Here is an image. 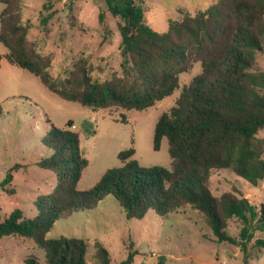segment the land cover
Wrapping results in <instances>:
<instances>
[{
    "label": "trees",
    "instance_id": "trees-1",
    "mask_svg": "<svg viewBox=\"0 0 264 264\" xmlns=\"http://www.w3.org/2000/svg\"><path fill=\"white\" fill-rule=\"evenodd\" d=\"M46 0L40 14L42 26L55 15ZM110 14L122 19L121 75L109 80L91 77L88 60L80 58L65 76L52 72L53 58L30 47L31 25L24 21L23 0H0V43L6 61L36 76L59 98L92 110L112 107L143 111L171 97L180 87L179 77L201 64V72L184 85L175 105L159 117L153 149L168 142L170 168L144 167L134 159L133 147L118 154L120 166L107 170L89 190H78L88 160L73 122L64 129L51 124L43 143L52 149L40 166L56 175L57 187L36 204L37 216L28 219L14 210L0 217V238L32 239L44 250L45 264H111V256L99 242L59 237L47 233L60 220L91 211L107 197L123 208L127 219L142 220L148 214L165 219L187 207L200 212L217 242L237 245L249 264L248 244L256 232H264V204H252L242 191L232 188L216 197L211 188L215 172L228 170L252 186L264 181V70H257L264 56V0H218L206 10L179 11L168 30L158 33L147 25L142 0H104ZM100 24L104 15L99 14ZM3 56L0 55V68ZM3 110L0 107V116ZM9 181L6 182L8 184ZM14 194V190H6ZM238 219L240 238L227 232ZM253 247L264 250V240ZM119 264H133L137 251ZM24 264H40L29 256ZM158 264H166L159 259Z\"/></svg>",
    "mask_w": 264,
    "mask_h": 264
},
{
    "label": "rangeland",
    "instance_id": "rangeland-1",
    "mask_svg": "<svg viewBox=\"0 0 264 264\" xmlns=\"http://www.w3.org/2000/svg\"><path fill=\"white\" fill-rule=\"evenodd\" d=\"M23 17L31 25L29 46L53 58L52 72L65 76L80 58L88 60L91 77L109 80L121 75V34L118 24L123 21L108 11L104 0H56L55 15L46 26L40 14L46 0H23ZM4 5L0 4V12ZM104 15L100 24L99 14ZM180 16H178L179 18ZM166 25V24H165ZM160 26V24H159ZM152 28L160 29L152 24ZM159 32L160 31H156ZM163 31L162 33H164ZM6 48L0 43V55ZM257 70H264V56L257 58ZM201 72L196 63L190 72L180 75L179 89L169 98L143 110H124L112 107L92 110L63 100L47 90L40 80L28 71L4 60L0 68V217L3 220L14 210L33 219L36 204L57 187L56 175L40 166L53 151L43 143L51 121L59 129L71 121L80 136V146L89 164L83 171L78 190L91 189L109 169L120 166L119 152L133 147L134 159L141 166L170 168L168 142L163 139L159 151L153 149L155 125L162 113L175 105L181 89ZM264 140V129L258 133ZM9 181L8 184L6 182ZM210 188L220 197L232 188L248 194L252 204H264V181L252 186L228 170L214 173ZM14 190L9 194L6 190ZM241 222L233 218L227 232L240 238ZM48 239L59 237L82 238L99 242L108 250L111 264H119L128 256L131 245L137 251L133 264H244V253L237 245L219 243L202 214L190 207L165 219L148 214L144 219H127L125 211L107 197L97 208L78 212L60 220L47 233ZM256 239L264 240V232H256L248 244L249 264H264V250L253 247ZM155 253L158 257L149 259ZM36 256L45 264L46 255L34 240L18 236L0 238V264H24ZM88 264H93L88 260Z\"/></svg>",
    "mask_w": 264,
    "mask_h": 264
},
{
    "label": "crops",
    "instance_id": "crops-1",
    "mask_svg": "<svg viewBox=\"0 0 264 264\" xmlns=\"http://www.w3.org/2000/svg\"><path fill=\"white\" fill-rule=\"evenodd\" d=\"M142 1H143L144 15L147 25L150 26L151 28H152V24L158 25L160 29H155V28L152 29L154 31H160V33H162L163 31L166 32L168 30L170 20L179 19L178 18V16H180L179 11L182 10L185 12H189L191 14H195L197 12L206 10L209 6H211L218 0H142ZM5 55L6 53L2 54L3 56L2 62L6 60L4 58ZM244 195L246 198L249 199L248 194H244ZM249 201L251 202L250 199ZM157 257L158 256L156 257L149 256V259L157 258ZM144 264H147V262L145 261Z\"/></svg>",
    "mask_w": 264,
    "mask_h": 264
},
{
    "label": "built area",
    "instance_id": "built-area-1",
    "mask_svg": "<svg viewBox=\"0 0 264 264\" xmlns=\"http://www.w3.org/2000/svg\"><path fill=\"white\" fill-rule=\"evenodd\" d=\"M72 129H75V126L73 125L72 126ZM157 255L156 254H154V253H152L151 255H150V257H156Z\"/></svg>",
    "mask_w": 264,
    "mask_h": 264
}]
</instances>
